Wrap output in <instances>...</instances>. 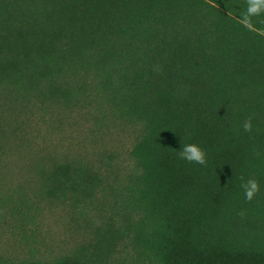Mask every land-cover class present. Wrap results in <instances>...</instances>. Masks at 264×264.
<instances>
[{
    "label": "trees",
    "instance_id": "obj_1",
    "mask_svg": "<svg viewBox=\"0 0 264 264\" xmlns=\"http://www.w3.org/2000/svg\"><path fill=\"white\" fill-rule=\"evenodd\" d=\"M246 7L0 0V215L19 211L13 192H112L146 264H264V15L250 30ZM123 130L119 162L75 147ZM188 143L207 166L179 158Z\"/></svg>",
    "mask_w": 264,
    "mask_h": 264
},
{
    "label": "rangeland",
    "instance_id": "obj_2",
    "mask_svg": "<svg viewBox=\"0 0 264 264\" xmlns=\"http://www.w3.org/2000/svg\"><path fill=\"white\" fill-rule=\"evenodd\" d=\"M79 134L83 140L85 135ZM77 143L76 148L81 145L80 149L92 153L98 149L114 152L119 162L126 157L132 136L123 130L95 143ZM18 193L11 195V204L19 211L0 215V259L51 262L74 256L93 264L148 262L133 239L134 224L126 219L112 192H68L61 197L21 192V198Z\"/></svg>",
    "mask_w": 264,
    "mask_h": 264
},
{
    "label": "clouds",
    "instance_id": "obj_3",
    "mask_svg": "<svg viewBox=\"0 0 264 264\" xmlns=\"http://www.w3.org/2000/svg\"><path fill=\"white\" fill-rule=\"evenodd\" d=\"M246 5V9L243 11L240 17V23L244 27L250 30H254L252 18L264 15V0H246ZM251 121V117L244 121V131H252ZM178 155L181 160H184L188 163H194L204 166H207L208 164L206 151L199 144L196 143H188L182 145ZM256 155H259V153H256ZM241 188L244 190V196L247 201L253 200L254 197L260 192V184L255 178H249L247 181L243 182L241 184ZM239 215L243 217L245 213L241 212L239 213Z\"/></svg>",
    "mask_w": 264,
    "mask_h": 264
}]
</instances>
